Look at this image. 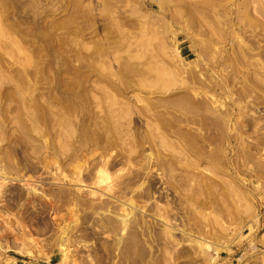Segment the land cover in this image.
I'll return each mask as SVG.
<instances>
[{
  "label": "rangeland",
  "instance_id": "obj_1",
  "mask_svg": "<svg viewBox=\"0 0 264 264\" xmlns=\"http://www.w3.org/2000/svg\"><path fill=\"white\" fill-rule=\"evenodd\" d=\"M0 172V264H264V0H0Z\"/></svg>",
  "mask_w": 264,
  "mask_h": 264
},
{
  "label": "bare ground",
  "instance_id": "obj_2",
  "mask_svg": "<svg viewBox=\"0 0 264 264\" xmlns=\"http://www.w3.org/2000/svg\"><path fill=\"white\" fill-rule=\"evenodd\" d=\"M158 4V3H157ZM158 6H159V12L160 13H165L164 12V9H163V7H162V5L161 4H158ZM6 178H7V176H6V174L5 173H2V172H0V180H4V182L6 181ZM21 181H23V180H21ZM20 181V182H21ZM3 188V184L2 183H0V193H1V189ZM33 195H34V193H32V192H28L27 193V200L28 199H31L32 197H33ZM7 225H8V227H12V223L11 222H7ZM167 225H169V224H167ZM169 227H171V225H169ZM172 227H174V226H172ZM4 233H7V229H4V231H3V234ZM169 234L170 235H172V233L171 232H169Z\"/></svg>",
  "mask_w": 264,
  "mask_h": 264
}]
</instances>
